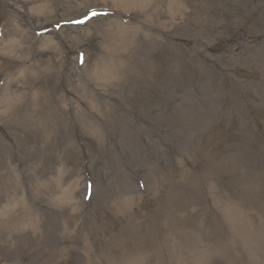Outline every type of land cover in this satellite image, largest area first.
Segmentation results:
<instances>
[{"label":"rangeland","instance_id":"1","mask_svg":"<svg viewBox=\"0 0 264 264\" xmlns=\"http://www.w3.org/2000/svg\"><path fill=\"white\" fill-rule=\"evenodd\" d=\"M171 1L0 0V100L17 96L0 104V264H264V183L242 193L246 164L264 170V0ZM111 23L137 35L105 39ZM224 155L246 164L212 192ZM179 180L201 198L173 210Z\"/></svg>","mask_w":264,"mask_h":264},{"label":"bare ground","instance_id":"2","mask_svg":"<svg viewBox=\"0 0 264 264\" xmlns=\"http://www.w3.org/2000/svg\"><path fill=\"white\" fill-rule=\"evenodd\" d=\"M112 2L116 6H122V7L127 8L128 10H126V11H129V10H134L135 8L136 9L137 8H139V9H143V8L150 9V8H152V6L155 7L157 4L163 3V0H112ZM167 8L170 10H179L181 8V6L177 0H173L167 5ZM47 9H49V6L47 3L41 4L39 6V8H37L38 14L39 15H41V14L45 15V12H47L46 11ZM67 12H69V11H67ZM66 20H68V19H66ZM111 24L109 25V27L107 29V32L110 35L108 37H106V34H105V39L106 38L107 39H114L115 38V39H121L122 40L126 37H131V36L137 35V34H134L136 32L135 29L133 30V29L124 28L121 25L115 24V23H111ZM44 28L45 27L43 26L42 28H39L38 30H41ZM87 28H88V26H86L83 29L87 30ZM49 30H51V26L49 27ZM83 38L85 39V35L77 34V35H73V36H68L67 40L70 41L72 45H77V44H79V42ZM46 39H48V37H45V36L41 37L42 41L40 43V45H41L40 49L43 48V45H45L44 41ZM51 42L52 43H51L50 47H51V49L55 50L57 43L54 44L52 40H51ZM16 44H17L16 40L12 42L11 47H10L12 51H14V48H16ZM115 48H117V47H115ZM113 50H114V48H113ZM52 67L53 66L50 65L49 68H52ZM114 75L115 74H102L101 77H98V78H101L103 80H109V79H114L115 78ZM16 97H17L16 95H13L12 97H9L6 99L4 98L3 100L2 99L0 100V104L2 106L8 105L7 107L5 106L6 107L5 112L9 111L10 106L14 104ZM181 121L186 122V123L193 125L196 128H198L199 126H202L203 123H205V118H197V117L195 118L193 115H191V113H184L181 116ZM226 156L227 155H224L223 157H221L217 161H215L213 159L206 161L207 162L206 173L202 176V178H205V179L201 180L199 183H202L206 179L207 180L210 179L211 181H209V184H210V190L212 192H214V189L216 186L214 181L219 180L223 176L224 177L225 176L231 177L232 175L234 176L236 171H239L240 167H244V165L246 164L244 159H243L244 157L242 155L241 156L243 158H241V157L227 158ZM246 162H248V161L246 160ZM260 168L261 167L256 165V164H251V163L246 164V170L249 171L250 176H248V177L246 176V178H242V180L244 182L243 184L246 185L243 187V190H242V193H244L245 199H249L252 196V194L257 193V190H261V188L258 185L260 183H264V170H259ZM255 169H258V170H255ZM187 176L184 179H186ZM182 181H180V180L178 181V184L182 185V187H181L182 189H179L180 190L179 193L174 194V195H176L175 200H170V202L172 203L171 206H173V210L174 209L180 210V209L186 208L189 205L196 204L199 202V200L201 198V193H200V186L201 185L200 184L194 185V182L192 181L190 183L191 186H189L187 189H185L183 183L189 182V181H191V179L189 181H187V180H185L183 182ZM251 187H253L254 189ZM72 191H73V186L69 188V191H68L69 195H67L66 197L64 196V198H61V199L63 201H66L68 199V197L70 199ZM167 201L169 202V196H167ZM226 215L228 216L227 213H226ZM139 229L140 228H138L137 226H132V229H131V235L135 236L138 239H139V237H142V231H140L141 229L140 230ZM157 231L153 227L149 228V232L151 233L152 237H154L156 235ZM105 257H106L105 260L110 263L112 255L109 253ZM98 264H100V263H98Z\"/></svg>","mask_w":264,"mask_h":264}]
</instances>
